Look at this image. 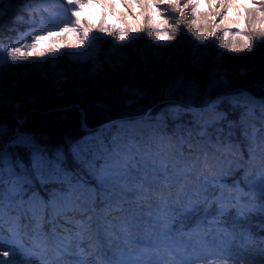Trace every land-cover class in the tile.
<instances>
[{
    "label": "snow or ice",
    "instance_id": "6c2138e0",
    "mask_svg": "<svg viewBox=\"0 0 264 264\" xmlns=\"http://www.w3.org/2000/svg\"><path fill=\"white\" fill-rule=\"evenodd\" d=\"M40 3H54L59 5V10L56 14L62 13L68 17L66 22L53 20L52 23L46 22L43 18L37 21L30 20V23L38 26V31L41 34L28 35L26 38L31 39L32 43L24 45L23 48L28 49L27 56L43 57L45 52L49 55L60 52L62 45L55 43L54 37H63L71 35L74 37V43L83 47L86 42L90 41V33L93 30V23L91 19H83L86 8H91L94 5L101 8L115 9L117 5L110 2V0H39ZM138 0H128L127 7H136ZM162 5H167L169 8L175 10L179 19L176 23L169 24L168 19H161L159 23L152 22L151 27L159 28L167 26L177 29L180 24L184 23L185 9L191 8V15L196 17L192 24V31L200 40L205 38V34L197 29L195 25L198 22L200 12L199 9L203 5V0H187L181 5L180 0H140L139 6L146 9L149 20L153 17H162L164 10ZM9 7H15L9 5ZM227 8L223 15L220 24L235 26L237 29L243 30L240 19L233 21L230 19L232 10L236 8L239 10L240 5L234 3V0H220V8ZM45 12L49 10L44 9ZM259 16L264 18V7L257 8ZM216 15H220L219 11ZM4 16L3 8L0 7V18ZM21 16L16 17V22L22 21ZM215 19V17H212ZM258 24H253L255 30ZM219 28V25L216 26ZM55 29V30H52ZM100 31L107 32V27H101ZM133 32L136 28L132 29ZM241 31L235 33L236 36H241ZM215 33H209L214 35ZM261 38L264 46V26H261ZM227 35V33H226ZM151 36L156 40H170L173 37L166 31L160 34L156 31L151 33ZM117 41H125L128 37L123 33V30L116 35ZM244 40L243 47L251 50L253 47L252 40L248 36H241ZM97 37H92L91 40H97ZM47 40L49 47L45 51H41L38 45L41 41ZM223 43L224 37H220ZM234 51H241L240 47H233ZM4 51L2 42H0V53ZM7 55H0V69L14 66L12 62L17 61L22 56V48L10 46L7 48ZM64 55H67L66 53ZM95 46L93 43L88 44V48L84 52H80L75 57L69 56V59L75 58L77 60L92 59V67L89 70V75L93 78L100 76V79L113 82L119 81L123 85V90L130 93L129 99H135L144 94L141 86V76L145 78H152L157 71V68L150 66V61L146 55H141L139 60H134L125 55L123 52H118L113 49L107 54L103 64L95 58ZM115 57V59H113ZM57 57L53 55L51 61L44 63L55 64ZM105 66L107 70H105ZM102 74V75H101ZM60 79L56 82L61 83L68 79L66 74H59ZM225 81L223 78L217 80L215 77L208 79L205 83L196 74L180 73L174 75L164 85V91L168 94L179 92L187 101L183 104L184 108L191 110V103L194 100H202L204 108L201 111L216 112L218 106L226 103H244L252 104L255 100L246 92L238 91L236 94L227 95L224 93L217 94L211 98V93L221 83ZM35 88L31 82L25 81L21 85L19 80H11L5 85L3 80H0V102L3 101L4 93L10 96L20 95L22 98H28V90ZM107 91V89H105ZM20 104H15V108L19 109ZM261 108L264 110V102L261 103ZM180 104L176 105V111H180ZM220 118L221 113H216ZM214 122V121H210ZM17 128L13 129V135L9 141V146L23 149L29 155V165H25L18 158L14 161L12 159L13 153L6 150H0V264H197L198 260H207L208 258L200 255H179L181 247H186L187 243L184 241L175 240L169 233L171 232V225L177 217H187L191 211H194L192 203L181 205L179 197L173 203L170 201L171 191L165 193V187L171 188L173 182L178 185V191L184 190V185L180 184L181 177L187 178L188 169H179L175 167L179 161L176 160V145L171 138L166 134H161L159 141L154 147L150 146L145 150H140L133 146L127 150L114 148L111 153L105 158V164L100 168H95L93 162H88V168L92 175L96 176L101 184H115L116 178H122L129 174L130 162L140 163L146 169L144 179L137 185L139 195L142 198H151L155 195L159 201L160 206L164 211L160 213L158 219L163 220V229L161 234L152 242V247L156 249L154 255L134 253L128 258L108 259L104 256H97L94 249L86 251L78 245H74V241L82 240L90 232V226L86 222L77 224L75 233L68 235H60L55 231L52 233V242L49 243L46 236L41 235V225L46 222L44 213L47 212L51 216V222L55 225L57 218H67L68 213H85L95 203L94 190L86 187V184L81 181L78 174L70 171L66 164L63 154L59 149L55 152L50 150L37 142L36 138L26 132L19 130V126L23 121L17 117ZM8 129L0 125V135L8 134ZM253 129L250 139L255 141L256 132ZM247 135V133H246ZM191 146V145H190ZM73 156L83 162L82 150L79 146L72 147ZM251 157L250 163L256 159V153L250 149ZM139 157V160H136ZM170 162L174 163L171 170L168 168ZM19 169V170H18ZM147 172L156 175H162L165 183L160 185V191H150L151 182L147 178ZM245 187L248 191L233 185L227 191V185H219L220 193L215 198V203L218 207V214L223 216L230 207L237 208L238 214L247 215L250 212H258L264 214V151L260 154V164L257 167L252 164V167L247 169L244 177ZM148 184L149 187H145ZM47 189L48 199L45 200L40 194V190ZM28 198L25 199L27 193ZM199 195V194H198ZM259 201V202H258ZM207 203V197L205 198ZM24 209V214L31 213L32 220L35 221L33 229L34 236L31 241V246H27L24 242V235L21 232L19 225V213L16 216L11 214L12 209ZM68 222H73L68 218ZM121 231H126V226H121ZM182 234V233H178ZM114 235V234H113ZM241 246L246 247L253 240L252 233L241 234ZM75 248V250H74ZM195 251V250H194ZM74 256L71 261L66 260V257ZM230 258V257H229Z\"/></svg>",
    "mask_w": 264,
    "mask_h": 264
},
{
    "label": "rangeland",
    "instance_id": "374dc122",
    "mask_svg": "<svg viewBox=\"0 0 264 264\" xmlns=\"http://www.w3.org/2000/svg\"><path fill=\"white\" fill-rule=\"evenodd\" d=\"M184 1L187 0H180L181 5H183L182 2ZM234 1L237 5L240 4L250 9L255 1L259 0ZM215 2H218V0H215ZM218 4L220 5V1ZM125 8H128L127 3L122 7L117 6L115 9L101 8L95 5L88 8L98 14L94 18L89 17L94 27L90 33V41L86 42L83 47H80L74 42L63 40L58 44L62 45L60 48L61 57H57L58 59L55 64L44 63L45 61H51L53 59V56L49 54L43 57L32 56L26 61H23L20 66L12 70H6L1 74L0 80H3L5 85L11 80H19L22 86L25 81L35 85V88L28 90L27 99L22 98L20 95L13 97L4 93L5 98L0 102V108H3L1 110H12V113L17 114L16 111L18 109L15 108V104L17 103L21 105V108L28 104L43 103L46 101L45 98L47 97L63 96L66 92H84L88 89L97 87L102 81L106 83L105 80L100 79V76H97L92 79H80L77 82V84L80 82L79 85L71 87L72 82H75L76 78H84L88 77V75L84 68H69L70 66L67 65V61L76 64L86 61L77 60L75 58L69 59V56L75 57L76 54L84 52L85 49L88 48L89 43L94 44L95 51L100 50L104 43V37H108V32L100 31L102 26L106 25L109 30L116 27H123L125 24L129 25L130 29L137 28L140 22L138 17L141 15L140 9L142 8L139 5L128 8L130 11L134 12L133 14L126 13ZM219 8L220 6H218L216 11H219L221 15V8ZM170 10L174 12L172 16L177 21V19H179L178 14L174 9L170 8ZM58 19L61 20L62 16ZM181 25L182 24L179 26ZM212 32L215 34L208 35L205 43L207 51L202 57L207 58L209 63L217 61L215 57L216 50L220 46L219 43L217 44V30L214 29ZM92 37H97L98 39L92 41ZM192 39L195 40V43H192ZM160 43H166V41L160 40ZM182 43H184L186 48L192 50L196 46V39L191 33L185 32L183 34ZM257 43L259 48L263 47L259 44L261 42ZM165 50V46L158 47L153 52V54H156L154 60L159 55H162L161 52ZM65 53L67 55H64ZM61 73L66 74L68 79L63 80L61 83H57L56 81L60 79L59 74ZM244 92L248 93L255 100V103L245 104L247 105L246 115L238 125L232 124L229 120L226 121L219 107H217L216 112H209L201 111L203 108L193 107H191V110L181 107L180 111H176V106H174L169 107L167 111L170 112L169 115L164 112H148L141 117L109 122L105 124L102 129H98L99 131L88 137L87 149L91 150V155L89 154L86 158L85 166L89 170L88 162L91 161L95 168H100L105 164V158L108 153H111L114 148L127 150L135 146L143 151L150 146L154 147L155 144L158 143L161 134H166L176 145V160H178L179 163L175 164V167L179 169H188L187 178L181 177L180 179V184L184 185V190L182 192L178 191V185L175 182H173L170 189L167 187L163 189L165 193L171 191V196L169 197L170 201L174 203L177 197H179L180 204L186 205L210 193L214 194L213 200L215 201V198L219 196L220 193L219 185H227L228 188H225V191L233 185H237L245 191H248L244 182L245 172L252 167V164H255L257 167L259 166L260 154L264 151V111L257 109V106L261 107L264 98H257L247 90ZM217 112L221 113L223 118L218 117L216 115ZM184 113L188 115L182 117L181 114ZM180 118H182L181 121L179 120ZM253 129L258 130L254 142L250 139ZM215 132H217L216 137L213 135ZM12 135L13 132L11 133L10 130L8 134L0 135V149H4V147L9 144ZM250 149L254 150L256 153V159L251 163L249 154ZM136 160H139V157H136ZM173 166L174 163L170 162L168 164L169 170H171ZM238 171L240 172L239 176H237ZM145 175L146 169L144 166L133 161L130 162L129 174L122 178H116L115 184H101L94 175L92 176L100 183V188L94 187L92 184H86V187L94 190V196L91 197V199H94L95 203L89 210L93 208L96 209L95 206L101 201L104 202V206H106L105 209L107 208L108 210L111 209L109 203L113 200H116L117 204L126 205L119 218H107L102 216L99 212L94 211V213L82 219L81 222H86L90 226V235L83 238L85 245L89 247L91 245V248L95 250L97 256L102 255L108 259H119L122 248L129 249L124 256L125 258H128L134 253L149 255H154L156 253V249L151 245L161 234L163 229V220L158 219L160 213L164 211L160 206L159 199L151 197L149 200L150 203L148 202L146 204L138 203V201L133 200L132 202H136L135 204L129 205L126 203V201H129L127 196L136 189L139 190L137 185L140 184ZM147 178L151 182L150 191L159 192L161 190L159 186L165 183L162 175L147 172ZM145 187H149V185L146 184ZM40 194L45 200L48 199L47 189L40 190ZM28 195H31V193H27L24 198L27 199ZM229 209L234 210L237 218L241 220L247 218V215L238 214L237 208L230 207ZM24 212V209L14 208L11 210L13 216L19 213V218L22 217L26 219L25 223L21 225V231H23L24 234L26 233L27 239H32L34 236L33 229L35 227V221L32 220L31 213L25 215ZM248 214L258 219L255 223L258 229H264V214L255 211ZM44 215L46 222L41 225L40 231L41 235L46 236L48 242L51 243L53 230L47 231L44 229L47 220H51V216L47 212H45ZM57 219L58 221L65 220L64 217ZM174 222L175 221H173L172 225ZM122 225L126 226V231L124 232L121 231ZM99 231H103L101 235ZM175 231L176 236L172 238L187 243L186 247H181L178 256H190L194 245L197 243L199 244L198 248H201L202 240L206 236L217 239L216 241H210L211 249L206 252V254L200 255L208 259L198 260L197 264H230L226 259L228 257V254L225 252L226 247L234 241H241L240 237L242 233H252L246 228L224 230L222 227L217 226H212V228L206 232H203V230H186L181 226L176 228ZM31 241L24 242L27 246H31ZM77 241L81 240L77 239ZM77 241H74V245L80 246ZM74 258V256H68L66 260L71 261ZM93 264H95V259L93 260Z\"/></svg>",
    "mask_w": 264,
    "mask_h": 264
},
{
    "label": "trees",
    "instance_id": "16d2710c",
    "mask_svg": "<svg viewBox=\"0 0 264 264\" xmlns=\"http://www.w3.org/2000/svg\"><path fill=\"white\" fill-rule=\"evenodd\" d=\"M110 2L122 7L128 3V0H110ZM139 2L140 0H138L137 6ZM218 2H215V0H203V5L199 9L200 16L195 27L205 34L203 40L197 38L192 31L191 22L196 17L191 15V8L188 10V18L177 29L167 26L151 27L152 22L159 23L161 19H168L169 24L174 25L176 23V20L168 11L169 7L165 5L161 6L164 10V15L162 17H153L152 21L149 20L146 9L141 7V15L138 17L140 22L135 32L127 24L112 30H109L105 25L108 29V37H104L102 48L95 51L94 58L96 60L103 64L107 54L116 49L134 60H139L138 58L142 54L146 55L150 61V66L161 70L157 71L152 78L141 76V86L144 92L142 96L129 99L131 94L124 92L123 85L119 81H106V83L102 81L97 87L84 92H66L63 96L47 97L43 103L25 105L16 111L17 114L12 113V110L2 111L1 109L3 108H0V125L5 126L12 133V130L18 127L16 123L17 117L21 118L23 124L19 126L20 131L34 136L38 143L50 150V155L51 152L59 149L69 170L78 174L84 183L96 184L97 182L85 166V160L91 151L87 149L88 137L111 121L133 119L141 117L148 112H164L169 115L170 112H167L169 107H174L177 104L184 108L183 104L187 101L179 92L168 94L164 91V85L174 75L180 73L191 75L194 73L205 83L212 77L217 80L223 78L225 82L212 90L211 98H214L219 93L232 95L238 91L245 90L257 98H264V46L260 48L257 46V42L262 44L260 33L261 26H264V18L259 16L257 8L264 7V0L255 1L250 9L239 4L241 6L239 10L236 8L232 10L230 19L235 21L238 18H242L240 19V23L243 26L242 31L233 25L226 27L220 24L227 8H219L222 14L216 15V9L220 6ZM225 3H227V0H225ZM9 5H14L15 7H9ZM57 6V4L51 2L40 3L39 0H0V7L4 11V16L0 18V42H2L4 51L0 55L6 56V50L10 46L22 48L21 58L12 62L14 66L0 69V75L6 70H12L20 66L23 61L29 58L27 56L28 49L23 48V46L31 44L32 41L26 37L28 35L41 34L38 31V22L43 18L46 22L52 23L55 20L54 11ZM45 8L49 11L45 12ZM125 11L128 14L134 13L128 8H125ZM97 14V12L86 8L82 18L87 20L94 18ZM17 16L23 18L21 22H16ZM212 17H215V19H212ZM30 20L37 21V25L30 23ZM253 24L260 26L253 30ZM217 25H219L218 29L216 28ZM214 29L217 30L220 37H224V41L222 43L220 40V46L216 50L215 57L217 61L209 63L207 58L202 57L207 51L205 47L206 39ZM121 30L128 37L125 41H117L115 38ZM153 31L160 34L166 31L173 38L170 40L166 39V43L161 44L160 40L158 41L151 36ZM237 31H241V36L251 38L253 44L251 50L243 47L244 40L241 36L235 35ZM185 32L191 33L196 39V46L192 50L186 48L184 43H182ZM53 39L57 45L63 40L74 41V37L71 35L54 37ZM161 46H165L166 50L157 57L159 59L156 58L154 60L156 54H153V52ZM234 46L240 47L242 50L239 52L234 51L232 50ZM48 47L49 42L47 40L41 41L38 45L41 51H45ZM60 53H54L53 55L61 57ZM46 54L48 53L45 52ZM92 63V59L78 62L77 64L67 61L69 68H84L88 75V77L76 78V83L72 82L71 87L79 85L80 82L78 84L77 82L80 79L93 78L89 75ZM105 70H107L106 66ZM190 103L191 107L194 108L204 107L202 100H194ZM218 107L224 114L225 120L231 121L234 125H238L246 115L247 110V105L243 103L226 102ZM257 109L262 110L260 106H257ZM186 115L188 114H181L182 117ZM181 119L179 120L181 121ZM216 133L213 134L214 137H216ZM73 146H79L82 150L83 162L78 161L73 156ZM0 150L17 154L12 156L14 161L18 158L26 166L30 163L29 155L23 149L10 147L8 144L4 149ZM193 207L195 210L191 211L187 217L178 218L180 220L178 224L182 223L188 228H195L200 224L208 225L209 220L217 215V208L211 201V197H207V203H205L204 199L196 202ZM219 223L226 227L240 225V221H235L232 213H225L221 216ZM252 231L254 233L253 240L246 247L236 243L234 247L230 248L229 262L231 264H264V230L256 231L253 228Z\"/></svg>",
    "mask_w": 264,
    "mask_h": 264
},
{
    "label": "bare ground",
    "instance_id": "6f19581e",
    "mask_svg": "<svg viewBox=\"0 0 264 264\" xmlns=\"http://www.w3.org/2000/svg\"><path fill=\"white\" fill-rule=\"evenodd\" d=\"M156 198V196L155 195H153L152 196V198ZM127 199H129V200H140L143 204H145V203H148L149 202V200L151 199V198H142L140 195H139V190H135V191H133L132 193H130L128 196H127ZM110 204L111 205H113V204H115V201L114 202H110ZM103 207V206H102Z\"/></svg>",
    "mask_w": 264,
    "mask_h": 264
}]
</instances>
